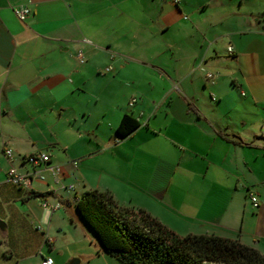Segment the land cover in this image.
<instances>
[{"label":"crops","instance_id":"0c3cea01","mask_svg":"<svg viewBox=\"0 0 264 264\" xmlns=\"http://www.w3.org/2000/svg\"><path fill=\"white\" fill-rule=\"evenodd\" d=\"M7 147L46 181L14 186ZM40 152L73 191L20 162ZM88 190L264 255V0H0L1 240L41 257L40 198L75 210Z\"/></svg>","mask_w":264,"mask_h":264},{"label":"trees","instance_id":"16d2710c","mask_svg":"<svg viewBox=\"0 0 264 264\" xmlns=\"http://www.w3.org/2000/svg\"><path fill=\"white\" fill-rule=\"evenodd\" d=\"M139 126L126 114L117 136L125 139ZM75 210L95 234L99 250L123 264H264L254 247L216 235L180 236L147 211L119 204L108 191L84 192Z\"/></svg>","mask_w":264,"mask_h":264},{"label":"rangeland","instance_id":"374dc122","mask_svg":"<svg viewBox=\"0 0 264 264\" xmlns=\"http://www.w3.org/2000/svg\"><path fill=\"white\" fill-rule=\"evenodd\" d=\"M235 97L238 99L237 93ZM49 201L52 203L53 199L49 198ZM45 213V217L49 214L50 217L46 223H41V228L45 231L44 234L41 232V257L36 252L9 251L10 238L7 237L4 241L0 238V264H42L43 258L47 256L53 257L56 264H73L76 259L80 260V264H123L107 254L97 252V238L78 219L74 206L69 209L62 205L52 214L48 211ZM47 236L55 239L54 245L46 242Z\"/></svg>","mask_w":264,"mask_h":264},{"label":"built area","instance_id":"2783aa9c","mask_svg":"<svg viewBox=\"0 0 264 264\" xmlns=\"http://www.w3.org/2000/svg\"><path fill=\"white\" fill-rule=\"evenodd\" d=\"M161 1H167V0H161ZM174 4L179 5L181 4V2L183 0H171ZM15 13L18 16L19 20L22 22H25L27 20V18L31 15L32 11L28 6H18L15 7ZM229 52H233V48L229 47ZM78 57L80 59V61L83 63L84 62V53L82 50L79 51L78 53ZM107 71H111L113 70L112 67H108L106 69ZM209 77L211 78L212 76L209 75ZM136 102V99H134L131 102V105L133 106ZM4 154L7 157V159L9 160L11 166L9 168L8 171V179L9 181L16 187L20 188V189H32V185H33V181L34 179H37L41 182H45L46 181V177L42 174V172H37V171H27V172H20L19 168L17 167V165L15 164L16 161V157H15V153L13 151V149L11 148H5L4 150ZM20 162L21 163H29L31 165H33L34 167H39V166H43L45 165L46 167H48L50 169V171L52 172L53 175V179L57 184H62L63 188L67 191H73L74 190V186L70 185V186H66L63 184L62 182V177H63V172L61 167L59 166H51L50 165V161H51V157L48 153L45 152H40V153H36V154H32L29 156H26L24 158H20ZM74 166H77V161L73 162ZM250 198L251 201L253 203V206L255 208L259 207V201L256 195L254 194H250ZM80 198L75 197V202L77 203L79 201ZM40 204L41 206L50 211V212H54L58 209L61 208V203H50V201L47 198H40ZM42 264H55V260L53 257H45L42 260Z\"/></svg>","mask_w":264,"mask_h":264},{"label":"water","instance_id":"95a60500","mask_svg":"<svg viewBox=\"0 0 264 264\" xmlns=\"http://www.w3.org/2000/svg\"><path fill=\"white\" fill-rule=\"evenodd\" d=\"M6 229H7V226H6L5 222H3L2 220H0V231L3 234H5ZM79 263H80V260L76 259L73 264H79Z\"/></svg>","mask_w":264,"mask_h":264}]
</instances>
